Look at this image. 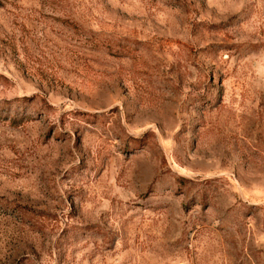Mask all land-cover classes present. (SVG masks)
Wrapping results in <instances>:
<instances>
[{
	"label": "rangeland",
	"instance_id": "374dc122",
	"mask_svg": "<svg viewBox=\"0 0 264 264\" xmlns=\"http://www.w3.org/2000/svg\"><path fill=\"white\" fill-rule=\"evenodd\" d=\"M0 264H264V0H0Z\"/></svg>",
	"mask_w": 264,
	"mask_h": 264
}]
</instances>
